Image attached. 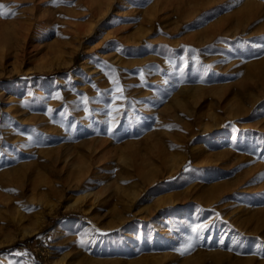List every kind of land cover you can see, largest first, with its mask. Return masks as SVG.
Wrapping results in <instances>:
<instances>
[{"label": "rangeland", "instance_id": "1", "mask_svg": "<svg viewBox=\"0 0 264 264\" xmlns=\"http://www.w3.org/2000/svg\"><path fill=\"white\" fill-rule=\"evenodd\" d=\"M106 1L0 0V264H264V0Z\"/></svg>", "mask_w": 264, "mask_h": 264}, {"label": "bare ground", "instance_id": "2", "mask_svg": "<svg viewBox=\"0 0 264 264\" xmlns=\"http://www.w3.org/2000/svg\"><path fill=\"white\" fill-rule=\"evenodd\" d=\"M35 3H36V0H35ZM112 7H113V0H107L106 2H104L102 5H100L98 7V10L95 12L94 17L97 18V17H104V16H106L107 13L112 9ZM37 16H38V19L37 20H39L40 19V14H37ZM96 22L97 21H95V22H93V23L90 24L89 29H88V31H89L90 34L93 33V31L95 29V26H96ZM28 31H30V28H28ZM25 37H26V35H25ZM85 174H86V171L85 170H83V171L80 172V176L81 177H83ZM15 210H17L19 216H20V214L23 216V214L21 212H19L20 210H22L20 206H16Z\"/></svg>", "mask_w": 264, "mask_h": 264}, {"label": "snow or ice", "instance_id": "3", "mask_svg": "<svg viewBox=\"0 0 264 264\" xmlns=\"http://www.w3.org/2000/svg\"><path fill=\"white\" fill-rule=\"evenodd\" d=\"M3 6L2 5H0V8H2ZM0 15H7V13L6 12H0ZM191 248H192V245H191V243H189L188 244V246H187V248L185 249L186 251L187 250H191Z\"/></svg>", "mask_w": 264, "mask_h": 264}, {"label": "trees", "instance_id": "4", "mask_svg": "<svg viewBox=\"0 0 264 264\" xmlns=\"http://www.w3.org/2000/svg\"><path fill=\"white\" fill-rule=\"evenodd\" d=\"M68 217L70 218H80L81 216L76 214V213H70V214H67Z\"/></svg>", "mask_w": 264, "mask_h": 264}]
</instances>
